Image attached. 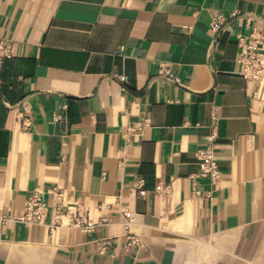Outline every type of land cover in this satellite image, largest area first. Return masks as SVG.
<instances>
[{
    "label": "crops",
    "instance_id": "0c3cea01",
    "mask_svg": "<svg viewBox=\"0 0 264 264\" xmlns=\"http://www.w3.org/2000/svg\"><path fill=\"white\" fill-rule=\"evenodd\" d=\"M263 25L264 0H0V217L47 206L0 221V264H264V92L235 37ZM213 120L214 184L192 178ZM55 191L92 231L51 225Z\"/></svg>",
    "mask_w": 264,
    "mask_h": 264
},
{
    "label": "built area",
    "instance_id": "2783aa9c",
    "mask_svg": "<svg viewBox=\"0 0 264 264\" xmlns=\"http://www.w3.org/2000/svg\"><path fill=\"white\" fill-rule=\"evenodd\" d=\"M223 17L221 14L215 13L211 24L213 32H219L222 28ZM236 41L238 46V53L236 57L237 73L246 82L255 84L257 90L264 92V25L259 35L251 33L247 36L236 34ZM5 39H0V72L4 60L11 58L12 45ZM159 74L171 77L168 68L161 67ZM120 82L126 80L124 75L115 76ZM65 108V106H63ZM54 121L59 120L58 115H54ZM217 138L216 122L208 127V133L204 137L205 144L196 151V159L198 165V172L192 178H207L214 184L220 177L217 168V163L214 157V142ZM134 189L140 196H145L146 191L143 189L142 180H137L134 184ZM169 190L168 185L156 184L154 187L155 193H166ZM198 192H195L197 194ZM53 203L51 205V225L53 227L66 226L70 229L87 233L93 230L96 223L91 221L86 212L80 206H65L63 203V193L61 191L52 192ZM47 206L42 196L37 192H32L27 198L23 214L21 216L3 215L0 217L2 224L6 221L12 220L19 223L41 225L44 224ZM124 217L130 218L128 211L124 212ZM65 218V223L62 219ZM128 244L136 243L132 236L127 237ZM108 241L105 240L102 249H105Z\"/></svg>",
    "mask_w": 264,
    "mask_h": 264
}]
</instances>
